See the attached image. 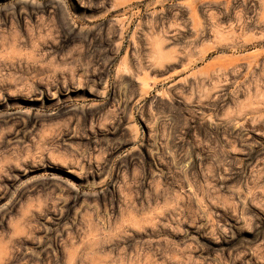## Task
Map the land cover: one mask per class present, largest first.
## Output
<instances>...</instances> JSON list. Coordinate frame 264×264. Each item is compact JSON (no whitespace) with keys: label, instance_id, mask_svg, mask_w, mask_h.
<instances>
[{"label":"clouds","instance_id":"obj_1","mask_svg":"<svg viewBox=\"0 0 264 264\" xmlns=\"http://www.w3.org/2000/svg\"><path fill=\"white\" fill-rule=\"evenodd\" d=\"M17 2L29 3L30 0ZM108 2L80 0L85 7L100 9H104ZM54 7L61 9L67 17L63 0H55ZM112 7L119 5L113 4ZM111 10L106 9L104 14ZM0 11L11 14V6ZM68 21L72 18L67 17L66 23ZM50 26L55 27V22L50 21ZM68 28L75 31V22L68 23ZM29 36H32L31 30ZM0 42L6 47L19 45L29 48L15 27L5 32ZM29 50L35 51L34 48ZM60 51L57 50L58 55ZM81 51L79 47L74 48L59 55L58 59L50 53L48 58L37 53V59L0 61V101H5L7 95L20 98L13 99V104L25 100L38 102L34 106L39 108H44L47 103L48 108L54 109L18 116L16 123L30 115L40 121V127L31 133L29 144L16 141L12 146L0 139V176H8L14 169H19L26 175L33 173L37 177L35 182L28 181L33 187L20 184L24 190L21 196L29 195L28 201L21 203L13 196L7 204L0 205V264H12L20 252L19 237H29L36 228L33 223L35 217L29 211V205L34 204L30 194L36 184L50 180L48 170L58 164L74 165L69 170H78L76 174L83 178L84 184L88 183L91 171L85 168V164H95L96 168L104 169L106 180L111 179L115 169L119 179L114 182V187L124 197L119 212H116L109 207L102 210L95 201L96 189L103 192V184H93L88 192L81 193L85 203L81 205L82 211L77 210V215L83 219L71 220L64 229L71 233L62 241L66 256L64 264H264V142L254 141L249 136L250 132H255L257 136L264 137V94L260 95L262 102L257 105L262 111L255 113L242 108L234 98L229 108L225 103L228 95L221 92L219 107L228 114L217 115L211 123L198 111L200 107L209 105H202V98H197L195 93L178 94L183 98L176 100L174 97L167 103L165 98L159 101L153 98L150 104L137 103L135 111L147 125L146 135L137 133V151L140 145L146 146L152 160L146 167L142 154L126 161L124 157L131 156V153L124 152L123 156L116 157L121 162L116 168L115 161L103 158L115 146L101 148L98 144L96 148L78 147L73 151L71 145H66L61 139L73 136L84 139L89 132V117L93 118L92 129L102 123L98 117L103 100L91 104L82 101L79 94H70L74 89L87 87L89 69L96 71L99 67L93 66L90 58L83 60L78 55ZM155 67L159 66L152 63L144 65L148 71ZM112 85L114 88H127L126 84L115 79ZM89 90L96 91L95 88ZM134 94L129 89L119 103L113 105L112 113H116L120 103L131 102ZM96 95L101 93L96 92ZM212 99L215 101L216 98ZM212 110L214 113L217 111L215 106ZM196 118H199V125L193 123L190 128V122ZM73 122L74 127L69 128ZM245 124L252 127L245 128ZM49 129L52 135L46 134ZM253 149H256V162L246 163L252 157ZM234 153L241 154L243 159ZM97 155L101 156L100 160H97ZM194 160L201 167L197 169ZM226 180H232V185L224 184ZM217 184L220 186L216 187ZM56 187L59 188L60 184L57 183ZM71 189L72 186L66 185L62 191ZM75 190L80 192V189ZM42 195L46 204L54 199L51 192ZM88 196L93 197L92 203H88ZM245 200L256 204L260 213L246 215L241 212L234 224L220 225L212 221L210 231H199L209 227L207 223L198 224L197 221H211L212 205L225 208L229 203L232 206L244 204ZM205 201L208 202L207 207ZM33 210L40 211L38 207ZM185 224L196 229L197 233L183 230L181 226ZM245 231L248 236L244 235ZM197 235H208L217 243L226 241L229 249L226 256L223 252L205 256Z\"/></svg>","mask_w":264,"mask_h":264},{"label":"rangeland","instance_id":"obj_2","mask_svg":"<svg viewBox=\"0 0 264 264\" xmlns=\"http://www.w3.org/2000/svg\"><path fill=\"white\" fill-rule=\"evenodd\" d=\"M113 4H118L119 7L113 8ZM54 5L55 0H30L29 3L0 0V9L11 6V14L0 11V20L3 21L0 23V37L15 27L25 38L29 48L35 49L30 51L19 45L11 48L0 42V61L37 59V53L45 58L50 53L58 59L59 55L79 47L82 51L78 55L83 60L90 58L93 66H99L96 71L89 69L87 87L74 89L70 93L79 94L82 101L91 104L104 101L98 117L102 121L101 126L92 129L93 118L89 117V132L84 139L73 136L64 140L61 137L66 145H71L73 151L78 147L96 148L99 144L104 148L112 145L115 146L114 149L103 158L115 161L116 168L121 163L116 157L123 156L124 152L131 153V156L124 157L126 161L142 154L147 167L152 157L144 145H140L137 151L136 140L137 133L146 135L147 125L135 111V105L150 104L153 98L157 101L165 98L164 102L167 103L174 97L176 100L183 98L178 94L195 93L197 98H202V105H209L198 109L208 118V123L217 115L228 114L219 107L221 92L228 95L225 103L229 108L234 98L249 112L262 111L257 105L262 102L259 100L260 95L264 94V0H109L104 9L85 7L80 0H63L67 17L75 22V31L68 28V23L72 21L66 23L67 17ZM106 9L112 10L105 15ZM99 17L103 19H98ZM50 21L55 22V27L50 26ZM84 28L90 31L81 32ZM58 49L61 50L59 55ZM145 63L159 67L148 71L144 68ZM113 79L122 81L127 88H114ZM89 88H95L96 91H90ZM129 89L135 93L131 102L120 103L119 109L123 111L117 109L113 114V105L119 103ZM96 92L101 95L97 96ZM213 97L216 98L215 101ZM13 99L20 98L6 95L5 101H0V139L12 146L16 141L29 144L31 133L40 127V121L30 115L16 123L18 116L46 113L54 109L48 108L47 103L44 108H39L34 106L38 102L25 100L13 104ZM213 106L217 109L215 113ZM184 115L187 116L188 113ZM193 123L198 126L199 118L190 122V128ZM74 124L75 122L69 125V128L74 127ZM244 127L250 128L252 125L245 124ZM256 127L259 129V125ZM46 134L52 135V130L49 129ZM249 136L254 141L264 142V137L257 136L255 132H250ZM255 152L256 149H253V155L246 163L255 164ZM233 155L243 159L239 153ZM100 159L101 156L97 155V160ZM193 163L197 169L201 167L199 162L194 160ZM71 168L74 165H54L48 170L50 180L36 184L33 188L30 195L34 204L29 205V211L35 217L33 223L36 228L29 237H19L20 252L12 264H17V261L18 264H64L66 256L62 241L71 234L64 229L71 220L83 219L77 215V210L82 211L81 205L85 203L81 193L88 192L93 184L104 186L103 192L96 189L98 195L95 197L102 210L109 207L119 212L124 197L114 187V182L119 179L115 169L111 179L106 180L107 172L104 169L96 168L95 164H85V168H90L91 171L88 183L84 184L83 178L76 174L78 170L70 171ZM197 178L202 179L200 176ZM29 180L35 182L36 175H26L19 169H14L8 176H0V205L7 204L13 196L21 203L28 201L29 195L21 196L24 190L20 188V184L33 187L28 184ZM57 183L60 184L59 188L56 187ZM223 183L231 186L233 181L226 180ZM66 185L72 186V189L62 191ZM75 189H80V192ZM143 191L142 189V193ZM189 191L192 189L189 188ZM47 192H51L54 197L48 204L44 202L42 195ZM92 202L93 197L88 196V203ZM207 205L208 202L205 201V206ZM37 207L40 209L38 212L33 210ZM137 207H140L139 203ZM210 212L213 213L211 221H197L198 224L209 225L199 231H210L212 221L220 225L234 224L241 212L252 215L260 213V209L256 204L245 200L244 204L232 206L229 203L225 208L212 205ZM181 227L190 234L197 233L188 224ZM244 235L249 234L245 231ZM197 239L205 249V256L221 252L226 256L229 250L224 240L217 243L208 235H197Z\"/></svg>","mask_w":264,"mask_h":264}]
</instances>
